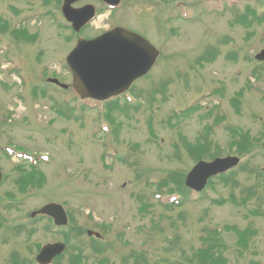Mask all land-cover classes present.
<instances>
[{"label":"rangeland","instance_id":"1","mask_svg":"<svg viewBox=\"0 0 264 264\" xmlns=\"http://www.w3.org/2000/svg\"><path fill=\"white\" fill-rule=\"evenodd\" d=\"M122 1V6L111 14L103 11L105 8L102 3H95L99 10L102 9V14L93 22L91 30L90 27L86 28L82 36L93 37L98 35L101 29L123 24L145 35L155 46H160L162 56L158 59L161 61L156 63L150 73L151 79H155L147 78L134 86L137 91L144 89L139 98H154V107L142 105L138 97L132 99L129 106L133 109L124 115L127 119L116 115V119L124 127V139H118L121 142L116 144L111 140L113 138L109 127L108 132L102 128L105 127L104 123L100 127H94L93 121L98 109L86 103L92 108V111H89V107L75 99L74 91L56 92L53 86L44 82L46 75L57 77L63 82L71 81L64 58L72 48L75 37L72 32L69 34L61 28L59 30L58 21L47 17L50 14L48 10L53 5L46 7V10L42 5L43 0H0V43L8 50L6 53L0 49V113L7 122L0 135V144L13 140L18 144L34 146L32 139H40L35 142L41 141L45 144L50 142L51 135L58 138L53 147H50L54 150V158L59 159L58 165L54 164L50 171L46 170L49 174L48 181L44 189L25 200V212L34 204L45 202L48 198L65 202V207L73 212L76 225L93 229L105 236L106 242L111 245V251L106 252L111 264H132L134 258L130 255L134 252H145V257L149 259L148 264H169L163 262L164 258L173 263L179 248L184 254H188L191 246H197L198 236L204 227H221L224 230L225 225L235 224L239 228L251 226L257 230L251 247L242 256L236 255L232 236L224 230L223 238L229 248L226 253L230 259L228 264H254L251 261L264 264V222L261 221L263 218L248 211L251 204H255L254 201L249 200L247 208L224 204L204 211L205 206H210L208 202L212 199H225L228 194L243 198L251 191L252 185L254 188L259 187V184L254 185L242 174L243 170L235 173L236 179L232 185L214 184L203 194L190 193L186 196L184 205L179 203L175 210L176 213L179 208L181 213H186V217L181 219L182 228L178 227V223L166 222L163 229L156 232L149 242L140 241L145 239L143 232L147 230L149 220H159L161 214L164 219L169 215V212L157 205L158 199L154 196L159 192L155 190L156 182L165 175V171H187L193 165L185 156L184 141L183 147L181 145L176 154L180 156L179 160L165 158L166 152H172L169 145L172 139H177L179 143L183 139L193 142L204 126L209 125V138L215 148L218 147L222 155H233L234 151L227 143L228 126L248 130L251 136L257 137V145L264 144V65L253 59V54L264 48V22L253 24L246 31H243L241 26L229 24L233 20L234 12L239 17L246 16L245 4L255 5L259 12L262 11L264 0H239L238 6L232 11L218 9L215 5L217 3L211 1L212 4L205 11L211 12L212 8L216 10L212 12L214 14L211 13L202 20L198 19L196 14V0H170L169 3H166V0ZM176 3L179 4L175 7ZM169 7L171 13L168 11ZM184 12L188 19L184 17ZM17 26L27 30L30 34L28 40H16L12 35L9 36L10 28ZM204 49L217 52L216 60L210 65L191 69L190 65ZM230 53L231 56L236 54L235 62L227 59ZM7 56L20 62L28 72L26 74L29 75V84L24 85L14 73L7 71ZM252 73L257 74L259 78ZM169 76L174 79L171 80ZM162 79H170V84L160 86ZM248 79L250 84L245 85ZM33 83H37L40 101L39 97L34 99V91L29 90ZM44 91L46 97L42 99L41 93ZM237 91H242L240 113H236L230 105V99ZM50 97L54 99V109L58 103L61 104L60 108L70 104L72 109H76V115L82 116L77 122L71 121L69 124L60 119L54 120L48 110L51 101L47 100ZM121 101L123 102V99ZM189 105L197 107L188 114L189 116L180 117L181 120L176 122L172 117L174 113H179ZM168 116L171 120L168 123L163 122V119L167 121ZM151 118L154 136L150 135V138L159 139L160 147L164 148V151H158L152 143L146 142L147 121ZM67 125L69 132H65ZM132 128L137 132H133ZM94 130L105 134L101 138L103 140L108 136L103 150L99 146L101 139H97L98 133L92 135ZM259 133L261 136H257ZM68 136H71L72 142L82 145L78 152L74 147L77 153H73L69 143H66ZM122 140L138 143L139 149L135 146L134 149H129V143L126 144ZM105 149L109 152L103 162L100 155ZM113 149H118L119 152ZM256 149L255 153L264 155V149ZM118 154H126L130 162H134L132 172L131 167L128 169L121 163H116L111 169L105 166L110 162V155ZM80 158L82 162H79ZM1 163L6 179L1 183L0 193L13 191L12 182L17 173L12 168L16 159L14 156L3 158ZM252 163L259 169H264V160L257 158ZM136 173L140 176L139 179L136 178ZM262 174L260 180L264 181V172ZM137 193L144 195L145 202L153 203L150 214L141 215L135 211L133 198ZM256 193L264 199L262 185ZM179 198L183 199L181 196ZM23 212L20 215L9 214L5 217L22 218ZM173 215L174 213H171L172 217ZM103 223L110 226L105 228ZM7 225L4 223L0 227V239L12 236L9 229L4 230ZM52 236L38 232L31 239L41 243L52 240ZM24 242L20 237L13 236V239H8L4 244L0 243V264H4L12 250L25 253L31 258L32 253H27ZM78 243L83 248L82 255L85 256L90 249V239L85 235ZM166 247L171 249L165 251ZM178 255H182L179 250ZM123 259H126L124 262L127 263H124Z\"/></svg>","mask_w":264,"mask_h":264},{"label":"water","instance_id":"2","mask_svg":"<svg viewBox=\"0 0 264 264\" xmlns=\"http://www.w3.org/2000/svg\"><path fill=\"white\" fill-rule=\"evenodd\" d=\"M65 1L64 13L68 19L73 21L75 29L91 17L92 12L82 10L71 11L70 16L68 5L74 0ZM136 37L133 33L116 29L95 39L80 40L78 42L66 60L74 76L73 86L81 96L108 97L111 94L120 92L133 78L145 72L152 63L156 51L144 40ZM138 39L142 43L143 51L145 50L144 47L149 48L151 54L149 58L138 55L142 52ZM134 47L135 50H133ZM235 163L236 159L233 158L216 159L211 163L199 162L187 175L186 184L199 190L208 176ZM55 209H58V207H55ZM59 221L64 222L63 214H61V220ZM51 250L45 248L44 255L48 256ZM53 251L57 250L53 249ZM38 260H41V255H39Z\"/></svg>","mask_w":264,"mask_h":264},{"label":"trees","instance_id":"3","mask_svg":"<svg viewBox=\"0 0 264 264\" xmlns=\"http://www.w3.org/2000/svg\"><path fill=\"white\" fill-rule=\"evenodd\" d=\"M237 96H239V93H237ZM236 109L239 110L238 107H236ZM231 146H234L236 148V151L239 152V153H244V152H248L249 151V147H250V142H249V136H248V133H238V130L236 128L232 129L231 130ZM188 152L190 153V155L193 156V158H198L200 157V154L199 152L195 149H191L189 148L188 149ZM171 183L174 184L175 186H181V179H180V176H175V177H172L171 179ZM240 238L243 240V236H240ZM239 241V244L244 246L245 245V242L243 241ZM198 257H199V260H201L202 262H213V257H215L214 253H210V250L209 249H205V250H202L200 249L199 250V253H198ZM217 259H219V257H216ZM217 261H223L222 260V256H221V259L220 260H217Z\"/></svg>","mask_w":264,"mask_h":264}]
</instances>
